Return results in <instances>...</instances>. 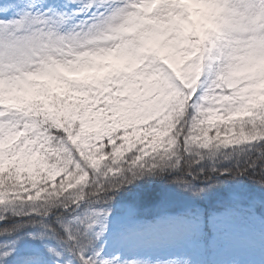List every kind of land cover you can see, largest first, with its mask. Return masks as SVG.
Instances as JSON below:
<instances>
[{
  "label": "snow or ice",
  "instance_id": "1",
  "mask_svg": "<svg viewBox=\"0 0 264 264\" xmlns=\"http://www.w3.org/2000/svg\"><path fill=\"white\" fill-rule=\"evenodd\" d=\"M142 5L143 0H58L54 4L47 0H24L5 11V4H0V14L4 16L0 19V83L7 90L41 75H54L61 69L83 64L82 57L94 54L95 45L77 46L75 42L85 34L89 37L99 34L116 15L135 13ZM169 11L162 6L152 15L163 18ZM229 11L250 19L258 17L264 23V0H227L222 6L217 29L203 40L200 53L191 62L200 61L197 80L185 86L167 65H157L161 77L170 81L179 89L178 95L184 97L177 101L183 106V113L172 133L175 139L167 144H153L148 137L131 145L130 150L125 129L117 130L112 126L109 119L112 110L131 87L125 79H110L98 85L72 81L70 89L78 102L67 115L53 114L35 106L0 104V143L4 145L0 154V205L10 199L43 201L31 212L44 218L54 214L57 208L70 213L72 205L79 207L86 196L106 192L109 188L115 191L144 176L163 172L169 167L165 159H171L169 153L176 155L174 148L177 146L190 153L194 145L208 148L214 142L240 145L245 141H257L239 149L244 158L235 168L214 169L227 178L225 182H246L245 186L230 193L226 207L170 214L162 219L161 227L168 234L187 237L199 233L204 221L215 229H223L236 223L242 215L246 216L253 227L240 244L249 253L258 251L260 259L234 261L233 264H264V117L235 120L233 117L239 109L230 102L231 91L225 89L217 96L220 93L218 85L224 80L223 68L232 55L230 41L234 33L228 26L226 13ZM214 98L221 99L223 107L211 103ZM216 108L220 109L219 113L213 111ZM241 130L242 137H229L230 132L235 134ZM126 153L132 155L124 168L107 164L99 171L104 161L113 156L119 159ZM170 167L179 168L180 159ZM125 169L131 174H126ZM117 173L122 176L121 180L107 179ZM90 177L92 193L81 190L74 199L59 200L64 192L89 181ZM213 187L215 185H209V189ZM199 191L202 193L205 189ZM108 215L105 209L103 212L90 211L83 218L77 216L67 222L58 217V227L42 222L45 231L40 233L41 241L50 232L57 243L49 245L44 241L45 253L36 257L18 250L10 253L0 249V257H3L0 264H68L74 257L78 264H121L120 257L108 258L106 249L93 242V238L98 241L104 237L107 231L104 221ZM74 224L84 226V230H74ZM98 224L100 227L96 230ZM125 264L149 262L133 259ZM156 264L196 262L177 256Z\"/></svg>",
  "mask_w": 264,
  "mask_h": 264
},
{
  "label": "rangeland",
  "instance_id": "2",
  "mask_svg": "<svg viewBox=\"0 0 264 264\" xmlns=\"http://www.w3.org/2000/svg\"><path fill=\"white\" fill-rule=\"evenodd\" d=\"M179 2L200 12L202 17L209 21L203 31L205 39L210 32L217 29L218 18L222 6L226 5L227 0H143V5L135 13L127 12L116 15L118 23H111L112 18L105 29L95 35L94 54L87 55V62L78 64L68 69H61L69 74V77L78 74H88L95 70H100L104 77L109 76V69L117 72V79H125L131 86L121 97L118 104L112 110L109 117L112 126L117 130L131 127H144L151 121L158 118L164 111L167 103L178 95L177 89L170 81L161 77L159 71L152 68L147 57V53L139 47L138 39L141 36H148L151 30L163 31L170 24L176 21L185 27L191 26V16L183 9L175 7ZM167 3L165 6L170 11L166 17H156L152 13L159 4ZM47 11V9H45ZM228 26L234 33L230 45L232 55L230 66L224 72V80L219 85V97L225 89H228L233 96H244L247 92L264 99V23L257 17L250 19L243 14L229 11ZM0 19H3L0 16ZM80 21L77 20V23ZM152 31V32H153ZM174 37H170L167 44L157 49V56L166 58L169 51V42ZM200 53V50L193 45L180 41L176 48L174 58L179 65L177 66L181 75L190 81L198 79L199 69L196 64L191 63ZM91 63V66L89 65ZM159 64V63H158ZM108 66V67H107ZM70 72H72L70 74ZM34 81L36 78L33 79ZM9 87L3 92V97L8 101L16 99L25 105L30 95H27L24 87ZM220 104L223 101L218 98L213 99ZM220 112L219 108L213 110ZM236 119V117H233ZM153 144L156 143L154 140ZM4 145L0 143V154ZM2 167V165H0ZM68 191L78 192V188ZM111 203L109 206H111ZM87 203L83 200L79 207L75 205L76 211L81 213ZM111 210V208L109 209ZM101 212V211H100ZM74 215V218L79 216ZM89 213V212H88ZM86 213V214H88ZM122 216L116 217L109 214L104 223L107 231L99 244L106 249L108 258L120 257L121 264L128 260L148 261L149 264H156L157 261H164L176 258L182 252L195 251L196 258L202 254L203 245L194 244L193 236L177 237L165 232L161 227L164 217H159L155 221L145 222L136 219L135 212L130 210L121 213ZM73 218V219H74ZM83 218V217H81ZM72 219V220H73ZM100 225H96L99 230ZM253 227L246 216L234 224L227 225L223 229H215L212 238L214 257L223 262L233 264L234 261H247L249 259H260V253H249L240 244L245 234ZM74 230L83 231L84 227L79 224L73 225ZM246 254V256H243Z\"/></svg>",
  "mask_w": 264,
  "mask_h": 264
},
{
  "label": "trees",
  "instance_id": "3",
  "mask_svg": "<svg viewBox=\"0 0 264 264\" xmlns=\"http://www.w3.org/2000/svg\"><path fill=\"white\" fill-rule=\"evenodd\" d=\"M21 2H24V0H0V4H5V11L14 7L16 3ZM57 2L58 0H47L49 4ZM178 7L186 9L181 4H178ZM192 13L193 26L189 29L188 35L186 34L187 28L178 23H173L165 32L156 33L154 36L147 37V41L141 42V46L148 52L151 65L154 66V61L161 62L178 75L177 65L172 60V57L175 53L177 42L185 35L189 44H193L201 50L203 42L202 30L207 20L200 17L196 11ZM169 32L175 34L177 39L172 42L168 56L165 59H160L156 56V49L167 41ZM40 77L43 80L37 82V84L32 82L23 84L27 93L31 95L26 105L39 107L53 114L67 115L72 112L75 103L78 102L75 94L70 89L72 81H81L87 85H98L104 84L110 79H117V74L110 69L109 76L103 78L100 70H97L93 74L79 75L77 78L69 79L58 71L54 75L46 74ZM179 79L185 86H188L190 80L186 77H179ZM3 86L5 85L0 83V104L19 105L16 100L8 101L3 97L2 94L5 89L1 88ZM183 99L184 97L179 95L169 102L163 114L154 120V124L151 122L146 127L125 129L129 149L131 150V145L142 142L143 139L148 137H151V143L155 140L156 143L162 142L164 144H167L170 139H175L172 133L175 132L176 125L182 118L183 113V106L178 104L177 101ZM230 102L235 109H239L234 116L238 115L240 118L236 120L243 121L245 117L253 116L255 119L260 120L264 117V100L247 94L240 99L231 97ZM218 105L223 107V104ZM161 133H163V136H161ZM242 136V130L235 134L229 133L230 138ZM254 143L258 142L245 141L240 145H220L214 142L208 148L194 145L190 153L184 152L177 146L174 148L176 155L169 153L171 159H165V163L169 167H166L163 172L144 176L133 184L125 185L115 191L109 188L106 192L86 196L84 201L87 205H84L86 208L81 213L76 211L75 204H73V210L70 213L65 212L63 208H57L54 210V214L44 218L31 212L32 208L40 207L43 201L24 202L19 199L14 201L10 199L4 205H0V217H4L3 220H0V249L10 253L18 250L22 253L31 254L32 257L44 254V241L49 245H55L57 240L49 232L44 237V241H41L40 233L45 231L42 222L58 227V217L63 218L67 222L72 220L76 213H79L80 217H84L90 211L103 212L107 209L109 214L113 213L116 217H120L122 216L121 213L128 212L130 209L135 212L134 216L138 218L153 220L158 216H168L185 210L226 207L230 193L237 187L245 186L246 182H225L227 178L224 175H219L214 169L235 168L237 163L244 158L239 149L250 147ZM131 155V153H126L124 157L119 159L113 156L102 163L99 171H103L107 164H112L115 168H124L128 164V157ZM201 156H203V159H201ZM177 159H180V167H170ZM125 173L131 174L127 173L126 169ZM107 179L115 182L116 180H121L122 176L117 173ZM209 185H215V187L209 189ZM77 188L78 192L83 190L85 193H92V178L90 177L89 181L78 185ZM201 188L205 189V192L201 193L199 191ZM75 194L76 192L72 191L64 192L59 197V200L74 199ZM108 197H112L111 200ZM111 203L113 204L109 206ZM110 208L111 210H109ZM16 213H21V215H16ZM25 213L30 214L25 215ZM257 218H260L259 215ZM61 234L63 233L61 232ZM213 235L214 228L204 221L201 231L195 237V241L204 244L205 256L196 264H222L211 258L210 239ZM93 242L94 244H99V240L97 241L94 238ZM89 247L91 246L89 245ZM65 248H67V245H65ZM182 257L185 261L194 260L192 253L185 254ZM68 264H78V259L74 257Z\"/></svg>",
  "mask_w": 264,
  "mask_h": 264
},
{
  "label": "clouds",
  "instance_id": "4",
  "mask_svg": "<svg viewBox=\"0 0 264 264\" xmlns=\"http://www.w3.org/2000/svg\"><path fill=\"white\" fill-rule=\"evenodd\" d=\"M119 22V18L117 17V18H114L112 21H111V23H118ZM95 35H93L92 37H89L87 34H85V36L84 37H82L81 38V40H79V41H76L75 42V44L77 45V46H84L85 44H94L95 43V40L93 39V37H94ZM66 55H70V53H65ZM88 57L87 56H84V57H82V60L84 61V62H87L88 61ZM230 66V61H229V63L223 68V71L224 72H226L227 71V67H229ZM155 70H159V68H158V66H155Z\"/></svg>",
  "mask_w": 264,
  "mask_h": 264
}]
</instances>
